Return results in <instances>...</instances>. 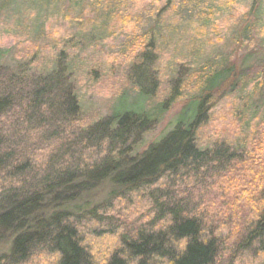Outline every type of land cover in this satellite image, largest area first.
<instances>
[{"label":"trees","instance_id":"1","mask_svg":"<svg viewBox=\"0 0 264 264\" xmlns=\"http://www.w3.org/2000/svg\"><path fill=\"white\" fill-rule=\"evenodd\" d=\"M193 1L0 0V34L36 46L25 57L0 47V244L8 245L0 264H243L250 257L264 264V179H255L254 206L233 239L231 214L222 219L226 208L210 212L196 194L245 163L240 142L203 140L201 131L226 99L237 98L248 117L264 106V0H243L239 16L217 0L197 10ZM123 11L135 18L130 67L145 80L148 54L160 85L152 95L135 89L134 99L123 91L114 112L90 119L78 76L100 68L83 67L80 57L111 38ZM174 25L197 29L192 42L202 47L186 40L172 50ZM219 25L222 39L208 47L209 29ZM176 105L163 137L145 147ZM105 241L112 245L101 248Z\"/></svg>","mask_w":264,"mask_h":264},{"label":"rangeland","instance_id":"2","mask_svg":"<svg viewBox=\"0 0 264 264\" xmlns=\"http://www.w3.org/2000/svg\"><path fill=\"white\" fill-rule=\"evenodd\" d=\"M242 1L243 0H217L216 4H222L226 14L229 16H239L242 12ZM195 2L196 0L189 5L190 8H195V10H197L204 7L205 0H200L196 2L197 4H195ZM234 6H238V10L233 11ZM122 13L123 14L121 16L125 15V20H122V22L118 18L114 20L112 23L113 29L111 31V38L98 43L94 48L87 50V52H84L80 57V62L85 64L83 67L90 62L95 65L96 68H100L94 70V76H91L90 78L86 77V74L81 72L78 76V88L80 90L82 105L90 114L88 115L90 119H100L107 115L110 110H113L114 112V110H116L121 103L119 95L123 91L126 93L133 92L134 99L136 90L138 94L139 89H144L145 91L149 90V94L152 95L157 91L160 85V74H154L156 61H152L150 57L148 59V54L143 56V62L146 65L148 64L149 67V77H146L145 80L142 78V69H137L136 66L130 67L132 48L130 51V49H128V44L131 39L130 34L135 28V24L133 23L135 18L130 17V13H133L131 11H123ZM198 14L192 13L191 15L193 17L191 24L194 26H197V24L199 25ZM232 19H234V17ZM179 21L180 17L170 19V23L175 25H178ZM228 22H232V20L229 18L223 28H226L229 24ZM52 25H55L59 29H65L64 25H61V23L57 24L53 22ZM142 25H146V23H143ZM219 27L222 26H212L209 29L212 33L213 40L212 43L211 40L209 41V45H207L208 47H210V44L215 45L216 42H220V39H222V35L219 33L217 34L216 32V29ZM104 32L91 35L90 41L100 38ZM169 32L171 36L178 37L176 39V44L173 43L172 45V50L174 47H184V45L188 43L186 40L198 48L202 47V45L199 47L196 43L192 42L193 38L198 37L196 34L197 29L195 28L175 26L174 28H171ZM58 33V30H55L51 34V37L57 38ZM163 37H165L162 39L164 41L168 39L167 35ZM54 45L55 42H51L50 48H46L44 50L47 57L53 55V49L51 48H53L52 46ZM0 47L12 48L14 55L17 57H25L29 54V52H33L32 50L36 49V46H31L23 39L10 38L4 34H0ZM28 50L29 52H27ZM179 50L180 49L177 51L178 53H180ZM177 52L174 54H177ZM164 57L165 59L160 68L164 80L161 85L163 86V89L164 87L167 89V79L168 72L171 69L172 54L168 52ZM176 58L180 59L181 56L177 55ZM188 88L189 86L185 88L187 92H189ZM164 90H162L160 98H162ZM143 94L144 93L142 92L138 101L141 100ZM237 100V98H231L229 100L226 99L223 103H221L220 107L216 109L211 122L201 131V137L203 140L205 139L207 141L216 139V141H228L230 143L240 142L244 146L245 163H239L236 166V169H233V173L229 172L224 179L221 178L220 181H218V178H212V183H209V187H199V190H196V194L201 198L198 200L202 202L203 208V201L207 200L205 202V208L210 209V212H212L213 209L219 211V208L221 210L226 208L223 213H220L219 215V217L225 220L226 217L231 214L233 218H230L228 221L233 222L231 230L232 239L239 227L240 221L249 214L254 206L255 200L252 190L253 188L257 189L255 179H264V106H261L258 109L256 115H250L248 117L243 113L244 105L241 107V104ZM179 108L180 106L176 105L173 109H169L170 111L167 110V115L164 120L160 122L157 129L149 136L145 147L155 141L157 142L163 137V132L169 128V122L178 112ZM236 173L239 174V177H236ZM233 182L238 188H235L236 186L234 188L231 187V185L234 184ZM250 183L253 184V186H250ZM222 189L224 191H222ZM203 190L208 192H204ZM223 192L226 197L225 201L222 199ZM246 192H249L247 198L245 197ZM241 196L246 199L236 201L237 197ZM227 199L229 200L228 206H226V202L228 201ZM104 245L109 246L112 244L105 241L101 245V248H103ZM7 250L8 245L1 243L0 255ZM228 254L229 251L226 253V256ZM34 264L47 263L46 261L38 258ZM220 264L223 263L221 262ZM243 264H258V261H256L254 257H250L245 259Z\"/></svg>","mask_w":264,"mask_h":264}]
</instances>
